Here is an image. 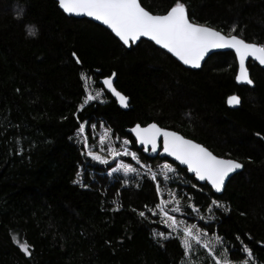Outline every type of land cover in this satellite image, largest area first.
<instances>
[{"label":"trees","instance_id":"trees-1","mask_svg":"<svg viewBox=\"0 0 264 264\" xmlns=\"http://www.w3.org/2000/svg\"><path fill=\"white\" fill-rule=\"evenodd\" d=\"M139 1L154 14L176 2ZM181 2L193 22L264 45V0ZM248 69L254 83L240 85L232 52L215 53L191 70L149 41L124 47L101 25L66 16L54 0H0V264H183L179 238L155 235L167 232L154 216L163 178L136 175L125 185L89 164L76 134L84 123L94 143L90 127L101 120L113 136L130 141L141 162L174 165L178 177L169 184L191 216L190 204L201 213L212 200L223 205L212 207L213 220L197 224L236 249L233 261L244 259L247 245L249 263L264 264V69L253 62ZM82 73L102 89L99 80L115 73L128 108L104 91L103 102L77 111L86 97ZM231 94L240 97L237 108L226 104ZM151 122L239 161L242 170L214 194L184 168L136 147L126 129ZM77 173L83 185L73 183ZM20 244L28 245V255Z\"/></svg>","mask_w":264,"mask_h":264},{"label":"snow or ice","instance_id":"snow-or-ice-1","mask_svg":"<svg viewBox=\"0 0 264 264\" xmlns=\"http://www.w3.org/2000/svg\"><path fill=\"white\" fill-rule=\"evenodd\" d=\"M58 4L65 13L83 14L106 25L124 46H128L130 43L136 44L140 38L146 37L162 49L167 50L168 53H171L184 65H190L193 68L201 67V61L206 54H210V49H233L239 63V69L235 75L237 83H246L250 86L254 83L245 64L246 58L251 57L261 66H264V45L249 43L236 35H224L222 32L204 25L191 23L186 13V5L181 0H176L165 14H151L141 6V3H138V0H58ZM22 12L23 9L18 8V16L22 15ZM230 31H234V29ZM27 33L35 35L34 26H27ZM72 55L76 58L77 64L81 63L75 52ZM112 75L114 76L115 73ZM81 79H85L83 73L81 74ZM91 79V77L87 78V80ZM102 83L117 98L122 107L127 106L126 101L128 98L116 91L113 87L111 76L104 78ZM85 92L87 95L83 103L78 106L77 111H80L84 105L101 96L99 90L95 91V95L91 94L87 86L85 87ZM227 103L229 105L239 104V97L237 95L229 96ZM83 130L84 125L81 124L78 131L83 132ZM130 131L135 135L137 144L143 145L145 151L148 150L147 146L151 145L153 153L157 151V137H162L163 152L170 157H174L180 165H186L188 172L194 173L199 181H206L211 186V189L217 193L221 191L229 173L242 167L239 162L218 158L201 145L185 139L176 132L161 129L155 123L144 127L137 124ZM257 135L259 136L260 133H257ZM103 140L104 137H101V143H103ZM129 143L130 141L127 139L123 141L124 145ZM108 154L112 157L130 155L137 164L140 163L137 153L128 152L127 148L121 153L109 147ZM88 155L102 164L107 163V160L91 150H88ZM141 167L146 166L141 165ZM120 169L125 174L137 171L129 164L117 162L116 168H113L112 172ZM163 170L159 175H163L165 180L168 179L166 173L174 171L167 163L163 165ZM149 172L151 173L150 169ZM157 175V173H151L150 178L155 180ZM76 182L73 181V183ZM124 183H127V181H124ZM193 187H196V185L194 184ZM160 192L161 189L158 185L157 195ZM169 195L173 196L171 192ZM173 200H175V196H173ZM164 203V201H161V204L157 205V207L161 208V214L167 217L166 222L170 221L168 227L172 231L179 229L182 232L183 236L180 242L185 256L190 253L194 246H199L207 251L211 262H214V264H249L252 259V253L247 245L241 250L246 254L244 259L242 261H233L230 253L236 249L228 248L222 237L214 233L209 239L207 238L208 233L195 225H185L184 221H177L175 217L168 216L166 212H163L162 205ZM175 203L179 204V201L176 200ZM213 206L223 207L217 200L211 201L209 210ZM189 207L193 208V212L196 211L191 204ZM225 210L227 211V209ZM172 211L179 212L180 209L176 207ZM139 215L144 217L145 214L140 212ZM208 219L211 220L213 217L210 215ZM159 235L162 239L169 238L164 233H159ZM236 239L240 240V237L237 236ZM13 241L16 242L15 237H13ZM19 247L25 255H28L27 244H20Z\"/></svg>","mask_w":264,"mask_h":264},{"label":"rangeland","instance_id":"rangeland-1","mask_svg":"<svg viewBox=\"0 0 264 264\" xmlns=\"http://www.w3.org/2000/svg\"><path fill=\"white\" fill-rule=\"evenodd\" d=\"M84 75V80H83V85L84 88L87 86L91 94L95 95V91L99 90L101 92V96L94 100V101H101L103 102L105 100L104 98V90L102 88H99L95 85V82L93 79L87 80L88 77L86 74ZM87 95V93H86ZM84 125V130L83 132L78 131L76 134V139L79 144H83V149H84V155L89 159V164L90 165H100L105 168V173L110 180H114L117 178H122L123 181H127V183H124L127 185L130 182V178L136 175H148L149 177L151 176V173H157L158 175L162 173L163 170V165L165 163L169 164L174 171L173 172H168L166 173L168 179L165 180L163 175H159L160 177L163 178L164 180V187L160 188L161 192L158 195L159 196V202L158 205L161 204V201H164L165 203L162 205L163 212H166L168 216H173L176 218L177 221H184L185 225H195L196 227L202 229L197 222L198 221H211L208 219V217L211 215L213 217V213L211 210H207L205 213L197 212V210L194 212V216H191L189 213L185 211V204L182 202L181 197L178 195V189L176 187L171 186L169 183H174L176 181L175 179L178 177L177 171L174 167V165L168 161H162L156 165V167L150 166V164H146L140 161L139 164L135 160L131 158L130 155H120L116 157L109 156L108 154V148L112 147L116 152H121L123 153L124 149L127 148L128 152H135L134 150L131 149L130 143L128 145H124L123 141L126 138H118L116 136L112 135L111 130L109 127L105 124L104 121H99L98 126H95L94 124L91 125L90 130L92 134V138L95 139L94 143H89L88 138L85 134V124ZM107 133V135H105ZM101 137H104L103 143H101ZM128 140V139H127ZM88 150H91L95 152L96 154L100 155L103 157L105 160H107V163H100L99 161L93 160L89 155H88ZM136 153V152H135ZM138 156V155H137ZM130 159V161H128ZM117 162H122L124 164H129L133 168H135L137 171L133 173H127L125 174L122 169L112 172L113 168H116ZM141 165H145L146 167H141ZM149 169L151 170V173L149 172ZM76 183L79 185H83V181L81 178V174L78 175L76 179ZM172 193L173 196H175V200H173V196H170L169 193ZM178 200L179 204L175 203V201ZM179 207L180 211L179 212H174L172 211L173 208ZM216 206H214L215 208ZM154 216H156L157 221L167 229V232L165 231H155V235L157 237H160L159 233H164L166 236H177L179 240H181L183 234L182 232L177 229L176 231H172L168 227V223L170 221L166 222L167 217L161 214V208L157 207L156 210L154 211ZM191 217H195L194 222H190L188 220ZM205 231L204 229H202ZM206 232V231H205ZM212 235L208 233L207 238H211ZM161 238V237H160ZM219 247V246H218ZM251 261V260H250ZM211 258L208 256V253L205 249L199 247V246H194L190 253L184 257V262L183 264H210ZM211 264H214V262H211ZM250 264V263H249Z\"/></svg>","mask_w":264,"mask_h":264},{"label":"water","instance_id":"water-1","mask_svg":"<svg viewBox=\"0 0 264 264\" xmlns=\"http://www.w3.org/2000/svg\"><path fill=\"white\" fill-rule=\"evenodd\" d=\"M56 3H57V7L66 15V16H70V17H74V18H84V19H87V20H89V21H92V22H94V23H96V24H99V25H101L102 27H104L105 29H107L113 36H114V34L111 32V30L110 29H108L107 28V26L106 25H103L101 22H99V21H96V20H94L93 18H91V17H88V16H85V15H83V14H74V13H65L64 11H63V9H61L60 7H59V4H58V0H54ZM138 3H140V1L138 0ZM142 6V5H141ZM143 7V6H142ZM147 10V9H146ZM148 11V10H147ZM150 12V11H149ZM151 13V12H150ZM186 13H187V11H186ZM151 14H154V13H151ZM165 14V13H164ZM187 16H188V14H187ZM188 19H189V21L191 22V23H193V24H200V23H195V22H193L189 17H188ZM200 25H204V24H200ZM204 26H206V27H209V28H212V29H214V30H216V31H219V30H217V29H215V28H213V27H211V26H208V25H204ZM221 32V31H220ZM222 34H224L223 32H222ZM224 35H227V34H224ZM115 37V36H114ZM238 37V36H237ZM116 38V37H115ZM238 38H240V37H238ZM117 40H118V38H116ZM242 39V38H241ZM140 40H146V41H149V42H151V43H153L156 47H158L159 49H161V50H163L164 52H166L167 54H169L171 57H173L180 65H182L183 67H185V68H187V69H191V70H197V69H199V68H193V67H191L190 65H184L181 61H179L176 57H174V56H172L171 55V53H168L167 52V50H165V49H162L160 46H158V45H156L153 41H150L148 38H146V37H142V38H140L139 40H138V42L140 41ZM119 41V40H118ZM120 42V41H119ZM137 42V43H138ZM247 42V41H246ZM122 45H123V43L122 42H120ZM136 43V44H137ZM249 43H253V42H249ZM136 44H129L128 46H124V47H126V48H129L131 45H136ZM256 44V43H255ZM219 52H232L233 54H234V56H235V60H236V63H237V72H238V69H239V63H238V61H237V59H236V54H235V51L233 50V49H230V48H222V49H210V54H206L205 55V58L204 59H202V61H201V66H202V64L210 57V56H212L213 54H215V53H219ZM249 62H253V63H255L258 67H260V68H262V69H264V66H261L258 62H256V61H254L251 57H248V58H246V60H245V64H246V67H247V69H248V63ZM248 71H249V69H248ZM249 73H250V71H249ZM113 74V73H112ZM110 75L111 77H112V83H113V87L115 88V86H114V82H115V75L113 76V75ZM110 76H107V77H110ZM104 78H106V77H103V78H101L100 80H99V82H100V84L102 85V87H103V90L106 92V93H108L111 97H112V99H114L115 100V102H116V104H117V106L118 107H120L121 109H123V110H126L127 108H128V102H129V99H127V101H126V104H127V106L126 107H122L121 105H120V103H119V101L117 100V98L114 96V95H112V93L103 85V83H102V80L104 79ZM238 84H240V85H247L246 83H238ZM116 89V88H115ZM116 91H118L117 89H116ZM119 92V91H118ZM121 93V92H120ZM122 94V93H121ZM123 95V94H122ZM232 95H236V94H231V95H229V96H232ZM125 96V95H124ZM228 96V97H229ZM238 96V95H237ZM227 97V98H228ZM239 97V96H238ZM128 98V97H127ZM227 98H226V104H227V106L229 107V108H231V109H233V108H237L239 105H240V103L239 104H236V105H229L228 103H227ZM239 100H240V97H239ZM151 123H154V122H151ZM151 123H148V124H151ZM147 124V125H148ZM156 124V123H155ZM135 125H137V124H135ZM135 125H133V126H135ZM140 125V124H139ZM147 125H144V126H147ZM157 125V124H156ZM132 126V127H133ZM144 126H142L141 125V127H144ZM159 128H161V129H164V130H168V131H172V132H176V131H173V130H170V129H166V128H162V127H160L159 125H157ZM132 127H129V128H127L126 129V132L128 133V134H130L131 136H132V138L134 139V141H135V135L130 131L131 130V128ZM177 134H179V135H181L180 133H178V132H176ZM182 137H184L185 139H189V140H192V139H190V138H187V137H185V136H183V135H181ZM194 143H197V144H199V145H201L202 147H204L202 144H200V143H198V142H196V141H194V140H192ZM135 145H136V147L138 148V149H140L141 151H142V153L145 155V156H147V157H149V158H156V157H159V158H165V159H168L169 161H171V162H173V163H175V164H177L179 167H181V168H184L186 171H187V173H188V175H191V176H193V178L195 179V181L196 182H198L199 184H206L210 189H211V186L209 185V184H207V182L206 181H199L196 177H195V174L194 173H191V172H188V170H187V166L186 165H180L179 164V162L178 161H176L175 159H174V157H170V156H168L166 153H164L163 152V138L162 137H157V151L155 152V153H153L152 151H151V145H148L147 146V148H148V150L147 151H145L144 150V146L143 145H140V144H137L136 143V141H135ZM204 148H206V147H204ZM207 149V148H206ZM208 150V149H207ZM208 151H210V150H208ZM211 152V151H210ZM212 153V152H211ZM213 154V153H212ZM213 155H215V154H213ZM216 156V155H215ZM216 157H218V158H222V159H231V160H235V159H232V158H225V157H219V156H216ZM235 161H237V160H235ZM237 162H239V161H237ZM240 163V162H239ZM241 165H242V163H240ZM242 168H243V165H242V167L240 168V169H236V170H234V172H232V173H229V175H228V177H226V179H225V183H224V185L222 186V189H221V191L219 192V193H217V192H215V190H213V189H211L212 190V192L214 193V194H216V195H219V194H221L222 193V191H223V189H224V187H225V184H226V182H227V180L232 176V175H234V174H236V173H238V172H240L241 170H242Z\"/></svg>","mask_w":264,"mask_h":264}]
</instances>
